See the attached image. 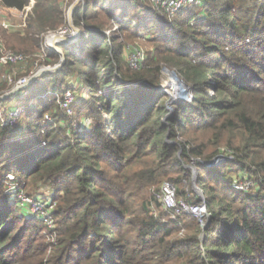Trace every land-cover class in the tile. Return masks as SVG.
<instances>
[{
    "label": "trees",
    "instance_id": "1",
    "mask_svg": "<svg viewBox=\"0 0 264 264\" xmlns=\"http://www.w3.org/2000/svg\"><path fill=\"white\" fill-rule=\"evenodd\" d=\"M32 1V49L21 32L0 28L17 53L39 51L35 33L66 27V0L0 3L23 10ZM158 12L143 0H84L74 12L79 52L72 47L63 70L33 85L23 140L0 116V181L14 173L30 194L42 186L57 203L50 229L20 212L0 184V264H264V0H201L173 20ZM113 24L127 40L155 35V53L136 70L106 34ZM164 65L192 93L172 116L160 89ZM68 89L93 125H35ZM192 164L207 195L206 228L170 215L157 198L170 182L178 198L203 204L189 198ZM247 179L250 191L235 189Z\"/></svg>",
    "mask_w": 264,
    "mask_h": 264
},
{
    "label": "rangeland",
    "instance_id": "2",
    "mask_svg": "<svg viewBox=\"0 0 264 264\" xmlns=\"http://www.w3.org/2000/svg\"><path fill=\"white\" fill-rule=\"evenodd\" d=\"M146 4L147 7L153 8L154 10H158L159 14L162 15V18L164 17V15H167L169 18H171V20H173V18L176 17L178 12H175L176 8L174 3V0H169V4H167V6L163 7V6H157L156 3L153 2V0H143ZM84 2V0H66V12H65V18H66V27L58 30L57 32H52L53 34L56 35H61L63 32L66 31L65 35H62L66 38H73V37H77L80 36L82 34V30L81 28L77 27L75 25L74 22V15L72 18L73 24L75 26V28H72L70 26V11L71 8L73 6H76V8L82 4ZM189 6H197V5H193V4H187L185 7H189ZM175 12V13H174ZM172 13H174V16H172ZM7 17L9 15H6ZM23 23V18L18 19V21H16V24H22ZM23 30V28H22ZM79 30H81V32H79ZM106 34L108 35V37H110V39L112 40H117L120 44L124 45V57H125V63L127 62L130 66L131 69L136 70V60L142 59L143 61H146L148 59L149 56H152L155 53V47L152 43V38L155 36L154 34H150L149 38L146 39V34H148V32H143V36L141 38H137V39H126V37L124 36V34H122L120 32V26L119 24H113L112 26H110L109 28L106 29ZM21 37H25L28 39L27 41V47H31L30 49L33 48V45L31 44V41L29 40V37L31 39V35L32 33H28V31L25 29V31L21 32ZM40 35V34H39ZM44 35V34H43ZM36 39L37 37L35 36V34L33 35ZM44 36L48 37L50 36V34L46 33ZM33 38V37H32ZM0 41H3V45L5 46V48L7 50H11L7 40H5V37H3V35L0 34ZM39 41V51H37V49H35L32 53L30 54H25V53H19V54H23L25 57H27V60L19 66L14 67L13 69L10 68H6L4 70V72L6 73H13L15 74V78H17V80L24 78V77H28L32 74L38 73V72H42L43 76L46 75H51V74H56L58 72L61 71V69L59 68L61 63L64 62V66L62 68V70L64 69L68 58H67V54H69V51L72 47H74L73 51L78 53L79 52V47L80 45V37H77V39L73 42V43H68V42H64V43H60V44H56V51H51V54L56 55V57L50 56L49 54L46 55V53H43L42 51V46L44 44L45 40L42 42L41 40ZM78 41V42H77ZM49 42V41H48ZM52 42V40L49 42V44ZM13 51V50H12ZM66 51V52H65ZM15 52V51H14ZM65 56V57H64ZM132 64V65H131ZM60 69V70H59ZM175 74L177 78H180L182 81V77L181 75L174 69V68H170L167 65H164L162 68V85L161 88L164 89V91H162L163 93L168 95V109L170 111V116L174 115L177 111L176 108V104L180 103L181 101H192V93L191 90L189 88V86L185 83L187 89L185 91L181 92V89L179 87V85H177L179 87V89H177V87L175 88V84H177L174 80V78L176 79ZM1 78V77H0ZM73 77L68 76L67 81L69 83L73 82ZM38 83V82H37ZM182 86V84H181ZM36 85L33 86L32 88H29V92L27 93L26 97L24 98L23 94L20 97V100L18 98H14L12 100H10L7 103H4L2 107H0V115L3 116L5 113V110L9 107V106H13L19 110H22L21 112V116L19 117L18 120V125L16 127V130L14 131V135H18V137H20V140H23L24 136H25V132L24 129L22 128L21 124H24V119H23V114H24V110L26 107V100L28 99L27 97L29 96V93L31 95H33V97H36L38 95V93L35 91L36 90ZM74 87H76V85H74ZM160 88V89H161ZM183 88V86H182ZM10 89V86L3 83L0 79V93H3L7 90ZM70 92L73 94L74 97V101L67 103L66 101L63 100V96L66 94V92ZM177 91V92H176ZM91 92H88V94H90ZM177 93V94H174ZM46 95H42L41 99L44 100V97ZM27 98V99H26ZM88 101H90V97L87 98ZM34 101V100H33ZM77 94L73 91V90H66L63 95H58L57 96V107H54L50 112L46 113L44 115V117L42 119H38L36 120L35 125H48V123H50L51 125L54 124L57 127H63V129H66L67 127H74V129H77L78 131H82L84 129H88L89 127H91L93 125V119L87 115H81L78 111L77 108ZM34 103V102H33ZM37 107V102L34 103V107ZM10 108V107H9ZM9 108L7 110H9ZM62 116V120L60 122L58 121V118ZM60 119V118H59ZM21 126V127H20ZM68 136L70 137L71 134L69 133ZM191 171V175H192V188H191V192H189V198H195L199 197L200 200L204 203L207 201V195L206 192L204 190V188H201V184H199L200 181V175L198 173L197 167L195 164H192L191 166L188 167ZM196 172H195V171ZM204 175H206V172L204 173ZM203 175V176H204ZM234 175V174H233ZM1 177H3L4 179V184L3 182L0 181V184L2 183L5 187V191L6 193H8L9 195H11V200L17 202L18 207L20 212H24L26 216H30L33 219L36 220H40V214H42V211L45 209L49 210V211H54L57 206V203L53 200L52 198V191L48 188L42 187L40 186L39 188H37L36 190L34 189L31 194L27 191V187L25 185H20L18 178L16 177V175L14 173L8 174V175H2ZM242 184L239 185H243L244 189L247 191H250V189L253 187V183L250 182V180H245L240 182ZM203 186V185H202ZM247 186V187H245ZM176 188V186H175ZM193 189V190H192ZM17 191L20 192L21 194V198L19 199L18 193H16ZM177 191V188H176ZM193 191V193H192ZM178 193V192H176ZM177 197V201H184L183 199L178 198ZM159 199V196L157 197ZM26 199H29L30 202H28ZM24 200H26L27 202H24ZM54 205V208L52 209L51 206ZM40 210V211H39ZM168 213L170 215H174L172 212L168 211ZM210 215L208 214L206 217L203 218H199V221L206 226L208 224V220H209ZM55 228V226H54ZM49 241L51 243L55 245H57V235L56 233L53 234V236H51V238H49ZM52 250L50 249L48 251V254L45 258V261L47 263L49 257L52 256Z\"/></svg>",
    "mask_w": 264,
    "mask_h": 264
},
{
    "label": "built area",
    "instance_id": "3",
    "mask_svg": "<svg viewBox=\"0 0 264 264\" xmlns=\"http://www.w3.org/2000/svg\"><path fill=\"white\" fill-rule=\"evenodd\" d=\"M153 2L156 3L157 6H163V7L169 4L168 3L169 0H153ZM173 4L175 5V8H176L175 12H179L187 4L201 5V0H174ZM33 6H34V1H32L30 5L25 7L23 10H16V9L7 8L0 3V28L8 32L25 31V29H27L31 21V18L33 17ZM174 13H172V16H174ZM6 15H9V16L7 17ZM20 18L21 19L23 18V23L21 25L16 24V21H18V19ZM65 33L66 31L63 32L61 35H56V34L52 35V32H49L48 34H50V36L48 37L44 36L45 34L39 35L38 33H35V36L37 37L38 40H41L42 42L46 38V41L44 42L42 46V51L43 53H46V55L47 54L50 55L51 51H56V48L52 46L51 44H49L51 37L56 36V37L66 38L62 36V35H65ZM77 37H80V36H77ZM77 37H73V38L68 37L67 39L76 40ZM26 60H27V57H25L23 54H19L12 50H7L5 46L3 45V41L2 42L0 41V77H1L0 79L3 83L10 86L9 90L3 93H0V102L7 103L16 97H21L23 94H25L24 95V98H25L28 93L29 88L32 87L34 84H36L40 78H42L41 71L38 73L32 74L28 77L21 78L19 80L15 78L14 76L15 74L4 72L6 68L13 69L16 66L22 65ZM140 62H143V60L138 58L136 60L137 68ZM161 90L164 91L163 88H161ZM63 100L66 101L67 103L71 101L73 102L74 101L73 94L70 93L69 91L66 92V94L63 96ZM7 109L5 110L4 112L5 114L3 115V116L6 115L4 126L9 128L10 131L14 133L18 125L17 122L19 120V117L21 116L22 110H19L15 107H13L10 110H7ZM224 161H225V158H219L210 165L211 166L218 165V164L223 163ZM239 184H242V183L236 182L234 184V187L236 190L247 191L244 189L243 185H239ZM176 192L177 191H176L175 186L170 182H164L161 186V193L159 195V200L162 203V206L167 211H170L177 216L186 214L188 216H192L196 218H203L208 215V209H207L205 202L203 204L196 205V204L190 203L189 201H177ZM16 193H18L19 199H22L20 192L17 191ZM26 200L30 202L29 199H26ZM26 200H24V202H27ZM51 208L53 209L54 205L51 206ZM40 218L50 229H54L55 223H54V219L52 216V211H49L44 208V210L42 211V214H40Z\"/></svg>",
    "mask_w": 264,
    "mask_h": 264
},
{
    "label": "water",
    "instance_id": "4",
    "mask_svg": "<svg viewBox=\"0 0 264 264\" xmlns=\"http://www.w3.org/2000/svg\"><path fill=\"white\" fill-rule=\"evenodd\" d=\"M76 6H77V4L75 5V6H73L72 8H71V11H70V16H69V19H70V26L72 27V28H75V26H74V24H73V21H72V18H73V15H74V12H75V10H76ZM79 32H81V30H79ZM81 36V35H80ZM75 40H70V39H67V38H63V37H61V38H57L56 40H55V43H50L52 46H54V47H56V44H60V43H64V42H70V43H73ZM65 57V56H64ZM63 66H64V62L63 63H61V65H60V69L62 70V68H63ZM59 69V70H60ZM175 75V74H174ZM41 76H43V73L41 74ZM176 76V75H175ZM181 84L182 85H184V86H186L185 85V83L181 80ZM187 88V87H186ZM195 171V170H194ZM196 172V171H195ZM208 226V225H207ZM207 226H205V228L207 227Z\"/></svg>",
    "mask_w": 264,
    "mask_h": 264
},
{
    "label": "bare ground",
    "instance_id": "5",
    "mask_svg": "<svg viewBox=\"0 0 264 264\" xmlns=\"http://www.w3.org/2000/svg\"><path fill=\"white\" fill-rule=\"evenodd\" d=\"M57 38L59 39V38H61V37L52 36L51 39H50V41L52 40L51 44H52V43H55V40H56ZM173 75H174V74H173ZM175 77H176V76H175ZM174 80H175V82L177 83V84H175V88L177 87V89H179V87H180L181 92H182V91H185V90L187 89L186 86H184V85H182V86H183V88H182V86H181V79H180V78H177V77H176V79L174 78ZM177 85H179V87H178ZM180 89H179V90H180ZM176 92H177V91H176ZM174 94H177V93H174Z\"/></svg>",
    "mask_w": 264,
    "mask_h": 264
}]
</instances>
